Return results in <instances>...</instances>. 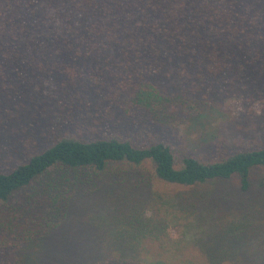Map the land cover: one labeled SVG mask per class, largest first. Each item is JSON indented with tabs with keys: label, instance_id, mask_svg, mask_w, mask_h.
I'll return each mask as SVG.
<instances>
[{
	"label": "trees",
	"instance_id": "trees-1",
	"mask_svg": "<svg viewBox=\"0 0 264 264\" xmlns=\"http://www.w3.org/2000/svg\"><path fill=\"white\" fill-rule=\"evenodd\" d=\"M0 264H264V0H0Z\"/></svg>",
	"mask_w": 264,
	"mask_h": 264
},
{
	"label": "rangeland",
	"instance_id": "rangeland-1",
	"mask_svg": "<svg viewBox=\"0 0 264 264\" xmlns=\"http://www.w3.org/2000/svg\"><path fill=\"white\" fill-rule=\"evenodd\" d=\"M215 123V122H214ZM207 125H209V129H210V127L212 128V130L214 129V127H213V123H211V124H207ZM228 126V127H227ZM234 128H235V126H234V124L233 123H230L229 125H228V123L226 124V126L223 128L224 129V134L226 135V133H227V131H225V130H228L230 133L234 130ZM212 130H210V131H212ZM176 132L179 134V136H180V138L183 140V143H184V145L183 146H185L186 145V142L187 143H190L192 140L193 141H195V142H200L201 141V139H200V137L199 136H201V132L199 131V130H197L196 129V131H186V129H185V125L183 126V127H181L180 128V126H179V129H176ZM181 133V134H180ZM200 140V141H199ZM194 142V143H195ZM188 146L190 147V148H194V149H197V148H199V147H203L204 146V144H197L196 145V143L194 144V145H189L188 144ZM261 174H262V171H258V172H256L255 174H254V176H261ZM257 180V179H256ZM234 183V182H233ZM233 183H228L229 185H233ZM227 183H219V184H216L215 186L217 187L218 186V189L220 188V187H223V186H225ZM171 190V192L172 193H177V192H174V191H176V190H174V189H170ZM253 191H255V192H257V190L255 189V188H253L252 190H251V192H253ZM167 194H171V193H167Z\"/></svg>",
	"mask_w": 264,
	"mask_h": 264
}]
</instances>
